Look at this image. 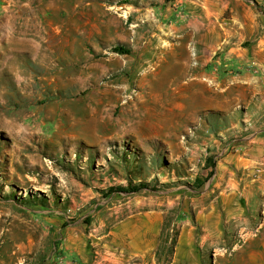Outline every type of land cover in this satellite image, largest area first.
<instances>
[{
	"label": "rangeland",
	"instance_id": "374dc122",
	"mask_svg": "<svg viewBox=\"0 0 264 264\" xmlns=\"http://www.w3.org/2000/svg\"><path fill=\"white\" fill-rule=\"evenodd\" d=\"M201 1L250 65L196 82ZM262 46L264 0H0V264H264V206L214 181L264 125Z\"/></svg>",
	"mask_w": 264,
	"mask_h": 264
},
{
	"label": "crops",
	"instance_id": "0c3cea01",
	"mask_svg": "<svg viewBox=\"0 0 264 264\" xmlns=\"http://www.w3.org/2000/svg\"><path fill=\"white\" fill-rule=\"evenodd\" d=\"M203 3L201 1L199 4L192 5L185 23L175 29L181 33L183 38L194 44L196 61L193 63L189 60L186 68L188 67L191 79L196 82H201V79L205 78V70L210 66V62L213 65L225 67L223 72L241 70L250 65L248 52L236 45L223 46L220 57H217L219 59H213V55L217 52V43L221 39L225 41L228 39L222 34L215 33L212 28L216 25L215 22L209 21V13L198 9L204 5ZM261 52L260 54L264 56V46ZM260 54L254 53L258 57ZM258 62L261 66L264 65V58H259ZM193 68L196 71L193 72ZM242 76L233 75L232 83L237 85L243 83ZM221 145L217 154V161L221 167L214 181L217 189L225 198V202L229 204L237 198L239 206L250 202L264 206V125H258L254 132L237 139L233 138L225 145Z\"/></svg>",
	"mask_w": 264,
	"mask_h": 264
},
{
	"label": "built area",
	"instance_id": "2783aa9c",
	"mask_svg": "<svg viewBox=\"0 0 264 264\" xmlns=\"http://www.w3.org/2000/svg\"><path fill=\"white\" fill-rule=\"evenodd\" d=\"M190 56L192 57L193 63L196 61V50L194 47L190 48ZM216 72V69L213 70V73Z\"/></svg>",
	"mask_w": 264,
	"mask_h": 264
},
{
	"label": "trees",
	"instance_id": "16d2710c",
	"mask_svg": "<svg viewBox=\"0 0 264 264\" xmlns=\"http://www.w3.org/2000/svg\"><path fill=\"white\" fill-rule=\"evenodd\" d=\"M115 50H116V51L123 52V50H121L120 48H116ZM164 231H165V226L163 225V227H162V229H161V236L163 235ZM173 243H174V240H172V244H173Z\"/></svg>",
	"mask_w": 264,
	"mask_h": 264
},
{
	"label": "bare ground",
	"instance_id": "6f19581e",
	"mask_svg": "<svg viewBox=\"0 0 264 264\" xmlns=\"http://www.w3.org/2000/svg\"><path fill=\"white\" fill-rule=\"evenodd\" d=\"M148 75V74H147Z\"/></svg>",
	"mask_w": 264,
	"mask_h": 264
}]
</instances>
